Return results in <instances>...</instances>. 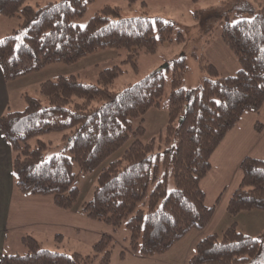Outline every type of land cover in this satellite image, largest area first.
I'll return each mask as SVG.
<instances>
[{"label":"trees","instance_id":"16d2710c","mask_svg":"<svg viewBox=\"0 0 264 264\" xmlns=\"http://www.w3.org/2000/svg\"><path fill=\"white\" fill-rule=\"evenodd\" d=\"M25 1L0 0L1 15L21 18L17 28L0 38L5 79L53 62L71 63L105 47L124 48L135 64L139 52L153 53L158 41L171 40V22L145 15L122 17L114 5H103L79 26L72 17L93 0H53L40 6ZM238 2L237 12L251 15L225 21L221 37L240 68L222 76L212 63H202L200 84L185 89L184 59H176L167 97L168 119L157 137L139 140L144 128L139 124L133 130L130 118L141 117L160 103L161 70L117 91L111 84L121 71L118 65L99 70L95 83L80 81L72 73L59 74L39 82L43 99L25 94L22 110L0 115V131L14 152L12 171L18 191L49 196L56 206L72 209L79 196L72 160L81 172L92 171L133 134L120 156L100 168L92 197L82 202L81 212L126 230L129 250L139 256L163 253L189 230L203 229L214 212L213 205L205 204L200 186L210 169V155L242 113H258L264 104V0ZM207 12L217 13L210 7L193 16L198 19ZM254 127L262 129L259 121ZM49 131H65L68 154L46 156L50 142H28ZM239 169L241 177L226 211L236 215L264 209V157L244 156ZM21 242L25 252L3 254L0 264H110L115 247L107 233L93 244L90 254L44 248L30 234L23 235ZM119 255L122 258L124 251ZM186 264H264V228L252 236L233 221L220 233L202 237Z\"/></svg>","mask_w":264,"mask_h":264},{"label":"rangeland","instance_id":"374dc122","mask_svg":"<svg viewBox=\"0 0 264 264\" xmlns=\"http://www.w3.org/2000/svg\"><path fill=\"white\" fill-rule=\"evenodd\" d=\"M48 1L53 0H26L25 2L33 6H40ZM105 4L117 6L122 17L145 15L152 20L159 18L171 22L172 30L169 34L171 40L158 41L157 49L153 53L139 52L135 58V64L128 60L127 51L124 48L105 47L88 53L71 63L53 62L25 75L14 77L11 87L13 92H10V110H22L24 108L26 104L25 94L43 99L38 89L39 82L55 78L61 73H72L80 81L95 83L99 70L118 65L121 71L111 84V89L117 91L138 81L152 71L161 70L164 76V93L160 103L148 108L141 117L133 116L130 118L133 130L139 124L143 126L144 129L137 135V138L146 142L152 137H157L167 122V97L170 90L172 67L176 59H184L182 86L185 89L194 88L200 84L203 75L200 67L202 63H212L222 76L232 75L241 66L221 37V30L225 21L234 22L251 15L245 11L237 12L235 7L239 4L238 0H93L83 6L80 15L72 17V23L83 26L89 17ZM210 7H214L217 13L207 12L204 17L200 15L198 19L194 18L193 15L197 10ZM1 18V33H5L2 32L4 29L10 33L21 23L19 16L1 15ZM178 34L181 35L180 39L177 38ZM5 35L2 34L0 37ZM64 132H45L31 137L28 142L31 145H34L37 139L50 142L45 150L46 156L59 151L68 154L69 141L63 136ZM133 138L134 135L130 134L128 140L118 150L92 171L81 172L77 162L72 160L74 183L79 190L77 204L92 197L100 168L110 160L119 157ZM169 181L168 187H172V181ZM225 225L219 226L218 233L229 224ZM244 225V219L240 218V224L237 228L239 230H242L241 228L247 229V225ZM41 246L55 249L52 246H47L45 242Z\"/></svg>","mask_w":264,"mask_h":264},{"label":"crops","instance_id":"0c3cea01","mask_svg":"<svg viewBox=\"0 0 264 264\" xmlns=\"http://www.w3.org/2000/svg\"><path fill=\"white\" fill-rule=\"evenodd\" d=\"M2 32L5 33L0 31V36L8 31ZM13 79H5L0 68V115L10 110ZM256 121L262 125L260 131L254 127ZM244 156L264 157V104L258 113H242L210 155V169L200 181L205 204L214 206L209 223L203 229L189 230L163 253L139 256L130 252L126 230L87 217L81 212L82 201L72 209H63L49 196L20 193L12 171L14 152L0 131V258L3 254L25 252L21 242L25 234L33 236L40 245L45 242L59 251L90 254L93 244L107 233L115 241L110 264H186L196 243L205 235L218 232L221 224L223 227L235 221L238 226L243 218L247 229L241 231L255 236L264 227V209L244 210L236 215L226 211L227 200L241 177L239 162Z\"/></svg>","mask_w":264,"mask_h":264}]
</instances>
